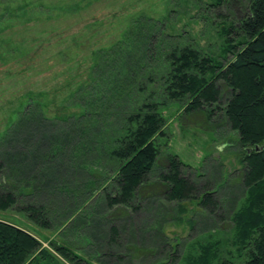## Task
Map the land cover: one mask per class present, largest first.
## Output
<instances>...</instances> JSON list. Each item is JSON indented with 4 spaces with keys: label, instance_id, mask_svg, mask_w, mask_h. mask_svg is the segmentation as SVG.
I'll use <instances>...</instances> for the list:
<instances>
[{
    "label": "trees",
    "instance_id": "16d2710c",
    "mask_svg": "<svg viewBox=\"0 0 264 264\" xmlns=\"http://www.w3.org/2000/svg\"><path fill=\"white\" fill-rule=\"evenodd\" d=\"M192 2L196 15L209 22L213 15L221 19L220 55L204 51L184 33L174 35L167 19L140 15L130 20L119 40L94 52L88 79L68 98V107H77L78 112L51 117L39 95H27L24 107L0 134V212L17 208L41 229L52 228V219L38 203L36 183L27 173L25 161L32 158V172L42 168L35 175L38 184L41 180L47 184L51 163L66 159L77 160V165H67L83 176L81 181L77 177V182L65 181L71 205L56 230L75 217L77 222L91 220L97 208H84L90 200L105 211L136 213L134 205L154 188L160 189L156 196L172 207V219L178 220L185 211L184 202L196 201L200 210L213 214L220 202L211 184L205 181L199 186L185 177L192 171L189 165L176 154L161 153L158 141L166 136L167 123L161 109L178 103L188 115H203L209 127L218 113L237 136L245 198L231 217L232 238L227 247L205 243L184 258L177 245L161 238L154 252L128 248L131 253L122 256L121 232L112 225L107 245L118 250L105 247L104 263L157 256L152 264H264V0ZM29 131L39 136L37 142L26 137L32 134ZM161 230L151 227L149 232ZM67 237L64 232V239L50 242L49 247L68 264H92ZM78 237L90 245L86 236ZM51 258L27 232L0 221V264H51Z\"/></svg>",
    "mask_w": 264,
    "mask_h": 264
},
{
    "label": "rangeland",
    "instance_id": "374dc122",
    "mask_svg": "<svg viewBox=\"0 0 264 264\" xmlns=\"http://www.w3.org/2000/svg\"><path fill=\"white\" fill-rule=\"evenodd\" d=\"M222 13L225 17L228 15L225 9ZM196 14L192 0H0V134L24 107L29 94L40 96L36 98L48 116L78 112L77 107H68V98L88 79L94 52L119 40L134 17L145 15L156 20L167 19L174 35L184 33L204 51L220 55L221 19L213 15L212 22H209L203 19L204 15ZM161 112L167 122L166 136L158 141L162 156L168 151L176 154L192 168L185 177L199 186L205 181L211 184L220 202L213 214L200 210L196 201L184 202L182 208L185 211L178 220L172 219V207L162 196H156L160 189L154 188L141 202L137 200L138 205H134L136 213L122 209L106 212L102 205L95 206L90 200L84 208L88 211L97 208L91 220L77 222L75 217L66 225L68 229L56 230L55 226L63 221L64 213L71 205V195L64 189L67 186L65 181L72 182L76 177L81 181L83 176L67 165H77V160L73 159L71 163L66 159L65 163H51L47 184H42V180L38 184L35 175L38 176L42 168L32 172L34 162L30 158L25 161L27 173L36 183L37 196L41 195L37 202L45 209L44 215L49 214L53 226L41 229L29 222L17 208L0 212V221L22 229L36 239L41 249L52 256L51 264H68L49 247L50 242L64 239V232L69 235L67 240L76 247L80 246L92 264H105L101 257L104 248L118 250L117 246L107 245L112 225L121 232L124 248L118 254L122 256L131 253L128 248L145 249L144 254L154 252L163 242L160 238L173 247L177 245L182 257L196 252L198 246L205 243L220 242L221 247H227L233 233L231 217L245 198L237 136L218 113L212 117V127H209L203 115H188L178 103H168ZM29 132L33 135L26 137L37 142L39 136L35 131ZM21 143L23 139L19 143L22 146ZM36 162L41 163L39 159ZM153 172L154 183L157 173ZM196 174L203 177L198 179ZM159 226L162 228L160 235L149 232L151 227ZM79 234L86 236L90 245L78 237ZM156 258L148 256L130 260L125 257L122 264H152ZM112 264L117 263L113 260Z\"/></svg>",
    "mask_w": 264,
    "mask_h": 264
}]
</instances>
